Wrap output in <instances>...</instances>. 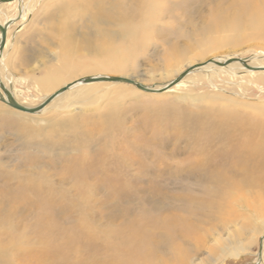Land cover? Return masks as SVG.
Instances as JSON below:
<instances>
[{"label": "rangeland", "instance_id": "rangeland-1", "mask_svg": "<svg viewBox=\"0 0 264 264\" xmlns=\"http://www.w3.org/2000/svg\"><path fill=\"white\" fill-rule=\"evenodd\" d=\"M129 3L121 7L132 11L134 6ZM109 5L114 7L111 1ZM97 8L84 0H24L23 9L18 1L5 7L13 22L1 55L0 78L6 85L9 82L14 99L25 107L41 106L43 94L33 81L50 71L66 81L52 95L98 74L135 79L149 87L161 85L163 91L146 94L126 84L102 83L85 92L79 87L76 94L80 99H62L34 115L0 100V218L9 214L10 223L0 222V251L6 250V254L0 252V264H174L178 246L197 243L190 238H178L181 242L172 238L171 226L172 230L181 227L174 224L173 217L191 219L187 195L203 201L210 198L209 188L215 186L211 180L188 178L186 169L195 162L197 133L191 122L178 126L179 116L192 115L211 127L221 116L218 110L229 111L221 98H233L248 106L247 111H239L233 105L238 115H246L243 118L250 122L256 120L254 123L260 121L255 114L264 117V78L257 80L240 71L223 72L219 77L217 70H224L222 66L216 68L217 76L201 73L214 57L247 62L259 57L256 61L261 65L254 68L264 67V39L251 25L253 17L263 11L264 0H152L136 17L139 33L144 35L141 42V37L137 42L136 37H130L123 25L111 20L101 23ZM61 30L73 36L71 48L63 43ZM173 45L191 46L190 53L211 51L205 55L207 59L193 61L197 65L193 68L199 69L196 78L164 88V83L186 72L171 79L161 76L175 54ZM126 51L133 53L127 57ZM115 61L129 69L103 68ZM9 73L15 75L14 80L10 81ZM70 101L78 103L70 106ZM108 113L120 117V124H114L110 131L94 130L91 137L70 134L68 145L52 144L58 135L66 137L69 120L88 126L99 124ZM28 115L41 116L45 123L24 121L22 117ZM60 120L66 124L63 130L57 125ZM142 125H149L146 137L141 136ZM122 129L129 132L125 135L119 131ZM126 138H142L138 143L145 163L130 170L134 179L127 178L131 177L128 172L129 176L123 174L125 180L118 182L115 194L110 192L111 184L89 179L96 192L89 193L90 197L81 195L66 167L80 157H102ZM260 183L256 188L230 193L219 215L202 224L201 264H211V258L219 259L216 264H264V178ZM216 240L220 241L218 246ZM227 245L246 249L239 251L238 257H221L220 248ZM152 247L156 249L153 263Z\"/></svg>", "mask_w": 264, "mask_h": 264}, {"label": "bare ground", "instance_id": "bare-ground-1", "mask_svg": "<svg viewBox=\"0 0 264 264\" xmlns=\"http://www.w3.org/2000/svg\"><path fill=\"white\" fill-rule=\"evenodd\" d=\"M17 1L21 3V9H23L24 0H12L8 3H0V25L1 26H5L6 24H10V25L12 24L13 19L11 15L5 10V7H7L9 4H14ZM75 1L78 2L79 0H75ZM102 1L103 0H84V3L86 5L90 4V5L98 6L96 10L98 9L100 10L99 17L101 19L100 20L101 23L107 22V20H111L110 21L111 23H114L116 25L125 26L129 30V34L132 35L130 37H136V42L139 37H141L140 42L144 40L143 38L144 35L142 36L143 31L139 33V28L137 24H140V23L137 22L136 17L141 16L142 11L145 10L144 9L145 7L151 6L152 0H106V2L103 3V5L101 6ZM110 1L114 3L113 5L114 7H112V5H109ZM129 2L134 6V9L132 11H130L128 8L124 9L121 7L122 5L124 4L126 5ZM108 5L111 6V10L108 9L107 7ZM117 6H119L120 8H118ZM22 11L24 12L23 14V17H24L25 10H22ZM10 25L8 27V30L10 28ZM251 25L254 27L255 33H257L259 37L264 39V9L263 11L259 12L255 17H253L251 21ZM60 34H61L63 43L66 44V46H69V48H71L70 46L72 45L69 42L73 41L72 40L73 36L71 37L70 36L71 34L64 35L62 30ZM1 40H2V34L0 31V44H1ZM228 41H231V39ZM132 42L136 44V42L133 39H132ZM139 43L137 44V46H140ZM4 48L0 49V63L3 61V58H4V57H1ZM190 48L191 46H188V45H184V46L173 45L172 52L175 54L174 55L172 54V57L168 59L166 67H163L164 69L162 71L161 76L171 79V77H175L183 73L185 70L188 73L186 74V72H184L183 76L177 78L176 80L170 81L169 83L168 82L164 83V85H166L164 88H170L174 85L177 86V84H180L182 81H184V79L196 78L198 76L199 69H194L195 66L197 65H195L193 61L198 60V59L199 60L207 59L205 58L206 57L205 55H208L210 53L209 51L211 50L201 49L196 52L190 53L189 52ZM126 52L128 54V55L125 54L127 55V57L133 53V51L132 52L126 51ZM258 58L259 57L253 59L250 62L246 61L243 64L242 61H239V60H228L225 57L223 58L214 57L211 60H208V61L206 60L207 61L205 65L206 67L202 68L201 73L209 74V77H211V75L217 76L215 75L216 68H219L220 66H222L224 70H221V69L217 70L219 77L224 76L222 75L223 72H225L226 75H229V73H238L236 71H240L244 74L250 75L252 78H256L257 80H262L264 78V67L254 68L255 66L261 65V62L256 61V59ZM103 68L105 70H111V71H127L129 69V66H127V64H122V62L119 63L118 61H115V62H107L103 66ZM72 69H73L72 71H75V72L77 71V70H74V68ZM208 69L210 70L213 69L214 71L209 73L207 71ZM232 69H237V70H232ZM225 70L227 71V73ZM8 75L10 76V81L14 80L15 75L13 73L12 74L9 73ZM60 76L61 75L54 74L53 71H50L49 74L44 75V77L38 79L37 81H33L34 84L37 83L39 86L38 87L37 85H35L38 87V93L43 94L42 100L39 103L42 102L43 104L44 102H47V100L50 97L54 96L60 91L59 90L54 95L51 94V92H53L55 89H57L59 86H61L62 84L66 82L62 78H60ZM102 76H106V75L98 74L92 77L96 78V77H102ZM8 80L9 78H7L6 82H8ZM132 80L136 81L137 83H140L138 80H135V79H132ZM102 83L109 84V85L110 84L111 85L126 84V83L108 82V81H95V82L85 83V82H80L79 80H77L67 85L65 91L57 95L45 107L49 108L50 106L56 104L60 100L70 99L73 96H77V98H79L80 95L76 94V91L79 89V87H81L84 92L92 91V90H95L96 87ZM3 84L4 83L2 79L0 78V90H2V86L6 88L7 90L9 87H11V85L9 86V82L7 83V85L6 84L3 85ZM126 85L136 87L135 85H132V84H126ZM144 86L148 88H153L155 91L161 90L160 88L161 85L151 86V87L147 85H144ZM137 89L140 90L139 88ZM140 91L146 94H160L161 93V92H146L143 90H140ZM4 95L6 94L4 93ZM221 99L225 100L224 106L228 107L229 111L222 113L220 110H218V113H220L221 116L219 117L218 120L214 122V124L212 123L213 125H211V127L207 123L209 128L208 126L206 127V125L205 126L202 125L204 121L207 122L206 120L193 117L192 115H189V114L182 115V117L179 116L180 119L177 120L178 122L176 121V123H178V126L180 123L182 124L185 122H189L188 123L189 125H190V122L193 123V125L191 124V127L197 133V136H196L197 145H196V150H195L196 154L194 153L196 155L194 159L195 162L189 168L186 169L188 178L189 179L194 178L197 181L205 180V179L211 180L215 183V186H212L209 188L207 196H210V198L203 200V201L196 200L195 197H191L187 195L188 197L186 201L187 211L192 216L191 219L180 220L178 219L179 216L177 218L173 217V219H175L173 221L175 222L174 224L177 225L179 223L181 227H179L178 229L174 227L172 230V226H171L170 230L172 231V238L173 239L180 238L182 240H186V239L188 240L190 238L192 240L194 239L197 243L194 245H187V246L185 245L187 248L183 246L184 249L179 248L178 246L175 249L176 253L173 257L174 264H189V263L201 264L204 261V260L199 259L200 252L202 251V248H203V245L200 243L201 238H202L201 232L203 229L202 224H206L207 222L212 221L211 219L216 218V216L219 215V213L222 211L221 208L225 206L226 204V203L224 204V201H227V199L229 198L228 196L231 195L233 191H239L245 188L247 189L256 188L258 187V184H261L260 180L264 178V117L260 116L259 114L258 116L257 114H255L257 120L259 119L260 121L258 123H254L256 120H254V122H250L251 120L249 121L248 117L243 118L246 115L244 116L238 115V111L232 110L233 105H235V107L239 111L240 110L247 111L248 106H245L243 103L241 105L238 104L239 102L233 100V98H231L232 100L227 99V98H221ZM76 103L78 102L70 101V106H75ZM44 108L43 110L46 109ZM213 112H216L215 109L213 110ZM23 113L31 114V113H25V112ZM210 113H212L211 110H210ZM210 113L208 112L209 115H211ZM34 114L35 113H32L31 115H34ZM108 114H106L107 117L106 115L102 116L103 120L101 119L102 122H100L99 124L93 123V124H89L88 126H84V125L81 126L80 124H76L74 122L72 123L71 121L76 122L75 119L69 120L70 127L66 129V132L68 133L66 134V137L68 139H66V137L63 134H60L58 135L59 137L52 144H54V147L62 146L63 143L64 145H68L65 143H66V140L67 141L70 140L68 137L70 134H73L72 135L73 137L75 134L83 135L84 137H89V136L91 137L92 132L94 130H97L98 133H104L106 132V130L110 131L111 129L114 128V124L116 125V123L118 124L120 122L119 120L120 117L114 116V114L113 115H110V114L108 115ZM22 119L26 122H34L39 125L45 123V119L41 118V116L29 117L28 115V116L22 117ZM61 121L62 120L58 121L57 123L59 130L60 129L63 130L66 126V124L65 123L62 124ZM148 127L149 125L148 126L142 125V127H140L141 132H142L141 133L142 137H146V134L149 131ZM122 130H119V131H121L123 134L126 135L128 130L127 129H125L124 131ZM190 130L192 129L189 128V131ZM121 132H118L119 134L118 136L121 135ZM194 135L195 134L192 135L193 138H195ZM114 136L115 135H113V137ZM116 138H117V135L116 137H114V139L116 140ZM145 140H143V142H146ZM150 140L152 141V138H150ZM123 141H122L123 143L117 142L118 144L116 146H113L114 148L111 149V151L109 150L110 152H108L106 155L102 157L100 156H97L96 158H90L86 156L80 157V159H75L74 161H71L70 165L66 167V171L68 172L71 180L74 181L75 189L81 195L84 194L85 197L86 196L90 197V195H88L89 193L93 194L96 192V190L92 188L94 187V184L90 183L89 179H92V181L97 180V181H102L103 183L111 184L112 189H110V192L115 194L118 190V187H117L118 182L124 179L123 178L124 175L127 174L126 176H129L128 173L131 172L130 170H132L134 166L136 167L142 166V164L145 163V160H142V156H141L142 148L139 146V143H138V141L142 142V138H138V141H131L129 138H126ZM147 141L149 140L147 139ZM194 141H196V139ZM142 154H146V152H142ZM92 169L96 171L93 172ZM119 171H121L122 173L119 174L118 173ZM130 175L131 177H127V178L134 179L135 175H132V174ZM26 184L24 186H26ZM26 191H27V188L24 192ZM8 219H9V214L6 217L0 218V222L2 224H5L7 222L5 225H10V223L8 222ZM218 242L220 243V241L216 240L215 242L216 246H218L219 244ZM230 246L231 245H227V247L224 246L220 248L219 253L221 254V257H226V256L238 257L240 255L239 251L241 250L245 251L246 249V248H241V246L240 248L238 247V248L232 249L230 248ZM155 251L156 249L152 247V263L154 262ZM0 252L3 254H6L5 248L3 251H0ZM218 261H219L218 258L213 259V260L211 258L209 263L216 264ZM129 264H137V263L130 262Z\"/></svg>", "mask_w": 264, "mask_h": 264}, {"label": "water", "instance_id": "water-1", "mask_svg": "<svg viewBox=\"0 0 264 264\" xmlns=\"http://www.w3.org/2000/svg\"><path fill=\"white\" fill-rule=\"evenodd\" d=\"M12 0H0V3H8ZM10 24H6L5 26H1L0 25V31L2 34V40H1V44H0V49H3L5 44H6V40H7V33H8V27ZM239 61L242 62H246V60L244 59H240L238 58ZM80 82H85V83H89V82H95V81H108V82H119V83H126V84H132L135 85L137 88H139L140 90L146 91V92H162L163 90H157L155 91L153 88H148L144 85H142L141 83H137L136 81L132 80V79H127L124 77H115V76H102V77H87L84 79L79 80ZM66 88L61 89L57 94H55L54 96L50 97L47 102H45L44 104H42L39 107L36 108H29V107H24L23 105H21L20 103H18L14 97L12 96V94L2 86V90L3 92L6 94V98L3 97L1 95L0 92V100L2 102H6L7 104H9L11 107L20 110L22 112L25 113H37L43 110V108L50 103L57 95H59L61 92L65 91Z\"/></svg>", "mask_w": 264, "mask_h": 264}]
</instances>
